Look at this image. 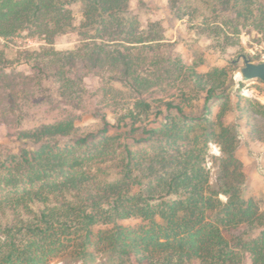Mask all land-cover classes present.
<instances>
[{
    "label": "trees",
    "instance_id": "1",
    "mask_svg": "<svg viewBox=\"0 0 264 264\" xmlns=\"http://www.w3.org/2000/svg\"><path fill=\"white\" fill-rule=\"evenodd\" d=\"M214 2L218 18L233 14L264 31V0ZM133 5L0 0V122L17 129V145H0V264H95L100 255L111 264H264L263 214L242 192L238 124L225 119L236 111L251 125V138L261 140L264 103L229 90L235 81L225 67L183 65L185 81L204 93L203 114L169 100L164 121L148 126L142 114L152 105L144 96L154 80L135 68L131 51L153 49L156 39L129 14ZM74 30L83 44L58 48L57 37ZM25 63L73 103L84 97L82 71L99 69L138 99L114 120L103 113L96 130L79 131L69 116L24 128L33 98L13 67ZM210 143L219 156L209 154ZM209 156L219 168L215 183Z\"/></svg>",
    "mask_w": 264,
    "mask_h": 264
},
{
    "label": "rangeland",
    "instance_id": "2",
    "mask_svg": "<svg viewBox=\"0 0 264 264\" xmlns=\"http://www.w3.org/2000/svg\"><path fill=\"white\" fill-rule=\"evenodd\" d=\"M71 8L78 23L82 13L81 4L76 3ZM220 13L214 0H134L129 14L139 19L146 37L156 39L153 49L136 48L131 51L135 68L154 80L153 88L144 96L152 105L150 112L142 114L148 126L157 125L156 120L164 121V116L168 114L165 102L169 100L183 106L190 102V106L186 107L188 113L198 116L203 114L204 93L199 92L193 82L185 81L183 65L196 64L201 72L225 67L235 81L229 90H238L245 97L264 103V81L258 78L242 81L235 73V69L244 64L242 55L255 63L264 62V31L252 27L242 18L234 20L233 14L229 18H218ZM22 41L32 42L33 47L39 44L32 38ZM83 42L84 35L74 30L57 37L55 44L63 50H74ZM238 57L240 60L233 63ZM13 68L15 74L26 80L23 87L33 98L28 103L23 122V127L28 129L69 116L76 119L79 131L96 130L103 124V113L114 120L138 99L120 79L103 69L89 73L82 71L84 97L77 104L58 95L55 84L39 80V75L29 64H17ZM218 107V104L213 106L214 113ZM238 115L236 111L230 110L225 119L232 125L235 122L238 124L236 154L242 161L245 174L242 192L259 202L264 219V138L252 139L247 118L240 119ZM258 120L264 131V120ZM16 130L12 125L0 122V145H17ZM209 154H221L218 144H209ZM208 168L211 182L215 183L220 178L219 168L211 156L208 157ZM221 197L225 199L224 195ZM52 264L64 263L56 260ZM95 264L111 262L107 256L100 255ZM242 264L252 263L244 261Z\"/></svg>",
    "mask_w": 264,
    "mask_h": 264
},
{
    "label": "water",
    "instance_id": "3",
    "mask_svg": "<svg viewBox=\"0 0 264 264\" xmlns=\"http://www.w3.org/2000/svg\"><path fill=\"white\" fill-rule=\"evenodd\" d=\"M244 64L239 65L235 69V73L240 76L242 81L258 78L264 81V62L255 63L250 60L246 55H242ZM240 57L233 60V63H237Z\"/></svg>",
    "mask_w": 264,
    "mask_h": 264
}]
</instances>
